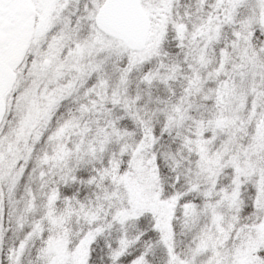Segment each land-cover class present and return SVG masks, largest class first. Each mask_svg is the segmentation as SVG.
I'll use <instances>...</instances> for the list:
<instances>
[{
  "label": "snow or ice",
  "instance_id": "6c2138e0",
  "mask_svg": "<svg viewBox=\"0 0 264 264\" xmlns=\"http://www.w3.org/2000/svg\"><path fill=\"white\" fill-rule=\"evenodd\" d=\"M0 264H264V0H0Z\"/></svg>",
  "mask_w": 264,
  "mask_h": 264
}]
</instances>
